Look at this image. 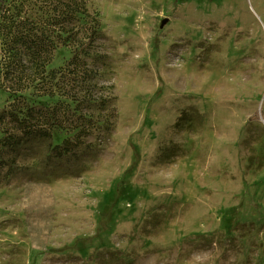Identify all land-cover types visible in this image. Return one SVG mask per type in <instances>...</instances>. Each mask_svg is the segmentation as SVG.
I'll return each mask as SVG.
<instances>
[{
	"label": "rangeland",
	"instance_id": "374dc122",
	"mask_svg": "<svg viewBox=\"0 0 264 264\" xmlns=\"http://www.w3.org/2000/svg\"><path fill=\"white\" fill-rule=\"evenodd\" d=\"M87 6L93 134L0 142V264H264V0Z\"/></svg>",
	"mask_w": 264,
	"mask_h": 264
},
{
	"label": "trees",
	"instance_id": "16d2710c",
	"mask_svg": "<svg viewBox=\"0 0 264 264\" xmlns=\"http://www.w3.org/2000/svg\"><path fill=\"white\" fill-rule=\"evenodd\" d=\"M0 11V89L9 97L0 115L1 144L15 151L30 139H53L69 131L73 136L54 153H74L94 131L87 130L82 115H73L91 103L88 97L97 84L86 57L100 22L95 19V30L79 26L91 17L87 0H0ZM76 42L83 48L76 47L67 65L49 70L54 52ZM55 98L56 104L50 105ZM96 101L110 102L103 96Z\"/></svg>",
	"mask_w": 264,
	"mask_h": 264
},
{
	"label": "bare ground",
	"instance_id": "6f19581e",
	"mask_svg": "<svg viewBox=\"0 0 264 264\" xmlns=\"http://www.w3.org/2000/svg\"><path fill=\"white\" fill-rule=\"evenodd\" d=\"M253 38V37H252ZM181 86H183V84L181 85ZM187 86L190 88V87H192V80L191 79H187Z\"/></svg>",
	"mask_w": 264,
	"mask_h": 264
}]
</instances>
